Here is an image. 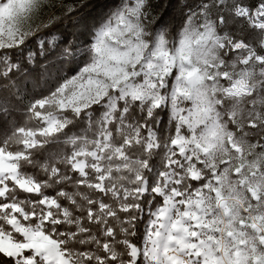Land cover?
Returning <instances> with one entry per match:
<instances>
[{
  "label": "snow or ice",
  "instance_id": "snow-or-ice-1",
  "mask_svg": "<svg viewBox=\"0 0 264 264\" xmlns=\"http://www.w3.org/2000/svg\"><path fill=\"white\" fill-rule=\"evenodd\" d=\"M169 7L0 0V264H264V0Z\"/></svg>",
  "mask_w": 264,
  "mask_h": 264
},
{
  "label": "trees",
  "instance_id": "trees-1",
  "mask_svg": "<svg viewBox=\"0 0 264 264\" xmlns=\"http://www.w3.org/2000/svg\"><path fill=\"white\" fill-rule=\"evenodd\" d=\"M152 2L154 6V14L158 13L159 15L163 16L165 21L171 20L178 11V9L175 7H169L172 0H152ZM45 31H51L53 33L52 35L47 36V39L57 40L59 38L57 33H73L76 31V29L73 27L72 22L65 21L64 24ZM40 35L43 37L44 33H41ZM72 38L74 39V37ZM53 71H55V69H53ZM37 92H39V89H37Z\"/></svg>",
  "mask_w": 264,
  "mask_h": 264
}]
</instances>
